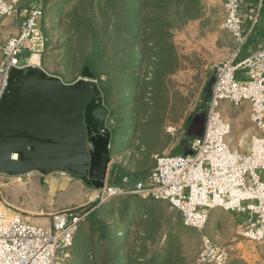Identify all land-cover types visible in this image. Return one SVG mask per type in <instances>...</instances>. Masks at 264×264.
I'll list each match as a JSON object with an SVG mask.
<instances>
[{"label": "rangeland", "instance_id": "obj_1", "mask_svg": "<svg viewBox=\"0 0 264 264\" xmlns=\"http://www.w3.org/2000/svg\"><path fill=\"white\" fill-rule=\"evenodd\" d=\"M174 1L148 0L137 17V0H18L21 5L41 4L47 43L40 66L66 82L81 77L83 55L93 46L90 35L95 28L90 17L99 21L101 76L111 92L108 98L107 92L102 93L111 129L108 169L118 163L127 173L142 175L154 165V151L171 152L161 150L173 137L164 131L165 125L176 136L184 113L199 104L214 62L228 57L233 47L232 36L222 25L221 0H181L179 8ZM153 2L165 7L156 8ZM110 17L115 25H106ZM15 23L11 16L0 17V46L15 32ZM152 30L156 33L143 39ZM136 33L140 35L135 37ZM32 58L37 60L36 55ZM219 108L230 121L226 141L243 149L250 125L248 102L222 99ZM69 174L81 188L87 185L80 176ZM63 177L38 170L20 177L0 172V211L7 214L21 212L35 223L46 224L42 220L61 207L98 206L97 218L104 229L83 219L58 264H196L203 233L227 246L226 264H264V238L259 242L241 238L234 212L219 205L207 209L202 229L186 226L167 200L137 194H115L99 202L94 193L90 198L83 193L76 201L59 205L68 189L56 193L54 186Z\"/></svg>", "mask_w": 264, "mask_h": 264}, {"label": "built area", "instance_id": "obj_2", "mask_svg": "<svg viewBox=\"0 0 264 264\" xmlns=\"http://www.w3.org/2000/svg\"><path fill=\"white\" fill-rule=\"evenodd\" d=\"M245 1L221 0L222 25L234 45L228 57L213 64L202 132L186 139L188 151L155 153L154 165L146 173L125 174L118 182L105 180L102 187H94L99 202L121 193L165 199L180 212L184 224L196 229L206 224L207 209L219 205L234 212L241 238L252 242L264 238V44L243 51L261 0L253 1L249 21L244 24ZM42 15L39 3L21 5L18 0H0V17L11 16L17 24L16 31L0 46V98L11 68L40 66L46 43ZM24 49L28 54L21 60L19 54ZM222 99L249 104L250 125L243 149L230 147L226 141L230 121L219 108ZM238 141L243 142V134ZM50 173L59 178L68 175V170L53 169ZM49 214V222L41 224L21 212L0 211V264H58L86 211L69 205ZM228 259L227 246L203 233L195 263L226 264Z\"/></svg>", "mask_w": 264, "mask_h": 264}, {"label": "water", "instance_id": "obj_3", "mask_svg": "<svg viewBox=\"0 0 264 264\" xmlns=\"http://www.w3.org/2000/svg\"><path fill=\"white\" fill-rule=\"evenodd\" d=\"M213 77L206 83L208 92ZM108 111L86 65L71 82L38 65L11 68L0 98V172L67 169L102 187L111 159ZM204 118L205 111H197L187 133L197 127L200 134Z\"/></svg>", "mask_w": 264, "mask_h": 264}, {"label": "crops", "instance_id": "obj_4", "mask_svg": "<svg viewBox=\"0 0 264 264\" xmlns=\"http://www.w3.org/2000/svg\"><path fill=\"white\" fill-rule=\"evenodd\" d=\"M253 1L254 0H246L243 7H242L244 24L247 22L246 19H244V18L246 15H249V12H250L249 5H252ZM260 3H261V1H260ZM16 29H17V27H16ZM12 31H14V30H12ZM232 41H233V39H232ZM263 44H264V0H263V3H261V9H258L256 21L253 23L252 27L248 31L247 39H246L245 44L243 46V48H244L243 51L252 49L254 47H258V46L263 45ZM233 45H234V42H233L232 46ZM248 108H249V104H248ZM194 110H192L188 113H184V117H183V119H181V123L178 124L179 130L176 132V136H174V131L169 130L170 128L168 126L166 127V125H165L164 131L170 132L171 134H173V137H170L168 139L166 145H164V147H162V149H161L162 151L167 149V150H172L171 152H183L186 150V139H188L189 137H191L193 135H196L197 127H195V130L193 128L189 129V132L187 133V127L192 122V118H193L194 114L197 111H199V109L196 111H194ZM109 149H110V143H109ZM157 152L158 151H154L152 153V156ZM114 164H117V165H119V167H121V165L118 163H114ZM151 167H149V169H147V170H150ZM108 172H109V169H108L107 173ZM107 176L105 179L106 181L108 178ZM60 180L61 181L59 183L55 184L54 191H56V193L61 192V191L64 192V190H66V189H68V191L66 192L67 195L64 197V199L59 201V205L60 204L63 205L65 203H71L72 201L74 202L77 200V198L78 199L81 198L83 193L88 198L92 197V193L94 191H91V190H93L94 185L86 183L87 185L84 184V188H81L77 184L76 178H74V176H72L71 174L61 178ZM42 222L48 223L49 217H47V219L42 220Z\"/></svg>", "mask_w": 264, "mask_h": 264}, {"label": "trees", "instance_id": "obj_5", "mask_svg": "<svg viewBox=\"0 0 264 264\" xmlns=\"http://www.w3.org/2000/svg\"><path fill=\"white\" fill-rule=\"evenodd\" d=\"M160 1V0H159ZM170 1V0H169ZM181 0H175L174 1V4H176L177 8H179V3H180ZM160 2H153V5L156 7V8H164L165 7V4H164V7L163 5H159ZM261 3H263V0H261ZM261 3H260V6L258 9H261ZM111 7L113 6L114 2L111 1ZM148 5V0H137V5L135 6V9H134V14L137 16V17H140V13L142 12V10L145 8V6ZM250 7V10L253 9V6L252 5H249ZM246 21H249V18H248V15L245 16ZM90 20L94 26L95 29H91V39L93 40V46H92V49H90L86 54L83 55V59H82V65H87L89 67V69L94 72L95 74V77L97 78V84L101 90L102 93L107 92V96L106 98H108L110 96V89L107 88V83H105L104 79L102 78V68L100 67V61H101V57H100V52H99V48H98V41H99V31L97 30L96 28V24L99 23V21L97 19L94 18V16H91L90 17ZM110 23L111 25H115L116 24V20L114 17H110L107 22H106V25ZM137 25L138 27H140L142 25V21H138L137 22ZM156 33V30H152V31H148V33L146 32L145 34L142 35L143 39L148 37V36H152ZM140 34H134L135 37H138ZM116 39V38H115ZM46 43H47V39H46ZM136 44H138L136 42ZM28 54V50L27 49H24L20 54V59H24ZM139 58H138V62H141V56L140 54L138 55ZM114 57V56H113ZM112 57V58H113ZM111 58V59H112ZM113 61L112 60V63L113 64ZM108 89H109V92H108ZM208 98H209V92L206 88H203L202 92H201V99H200V102L198 105H196L195 107V110L196 111L197 109H200V110H206V107H207V101H208ZM72 173V172H71ZM130 172L127 173L126 170H124L123 167H119V165L117 164H113L111 166V168L109 169V172H108V180H109V183H115V182H118L120 181L121 177L125 174H129ZM73 175L77 176V174L75 173H72ZM79 176V175H78ZM138 195V194H137ZM144 197H148V198H152V197H149V196H144ZM152 199H156V198H152ZM158 200V199H156ZM161 200V199H160ZM163 200V199H162ZM166 201V200H165ZM168 202V201H166ZM169 204V203H168ZM175 209V208H174ZM83 210V209H82ZM177 210V209H176ZM83 211H86V214L84 216L83 219H85L87 222L89 223H92V227L93 226H98V227H102L103 228V222H101L98 218H97V214H98V206H91L89 209H86V210H83ZM177 213L179 215V217L181 218V221H182V217H181V214L180 212L177 210ZM82 219V220H83ZM81 220V221H82ZM80 221V222H81ZM79 222V224H80ZM183 222V221H182ZM78 224V226H79ZM97 224V225H96ZM186 225V224H185ZM188 226V225H186ZM78 228V227H77ZM93 229V228H92ZM104 229V228H103ZM198 249V247H197ZM197 252V250H196ZM196 254V253H195ZM195 258V257H194Z\"/></svg>", "mask_w": 264, "mask_h": 264}, {"label": "flooded vegetation", "instance_id": "obj_6", "mask_svg": "<svg viewBox=\"0 0 264 264\" xmlns=\"http://www.w3.org/2000/svg\"><path fill=\"white\" fill-rule=\"evenodd\" d=\"M106 119H107V116H106V118H105V124H106ZM106 126L109 128V130H110V137H111V129H110V127L106 124Z\"/></svg>", "mask_w": 264, "mask_h": 264}, {"label": "bare ground", "instance_id": "obj_7", "mask_svg": "<svg viewBox=\"0 0 264 264\" xmlns=\"http://www.w3.org/2000/svg\"><path fill=\"white\" fill-rule=\"evenodd\" d=\"M31 60H32L33 62H35V59H34V58H31Z\"/></svg>", "mask_w": 264, "mask_h": 264}]
</instances>
